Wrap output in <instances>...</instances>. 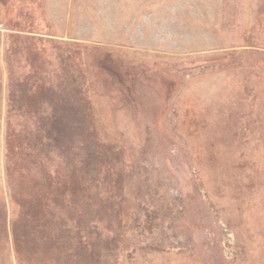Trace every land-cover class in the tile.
<instances>
[{
	"label": "rangeland",
	"instance_id": "rangeland-1",
	"mask_svg": "<svg viewBox=\"0 0 264 264\" xmlns=\"http://www.w3.org/2000/svg\"><path fill=\"white\" fill-rule=\"evenodd\" d=\"M0 264H264V0H0Z\"/></svg>",
	"mask_w": 264,
	"mask_h": 264
}]
</instances>
